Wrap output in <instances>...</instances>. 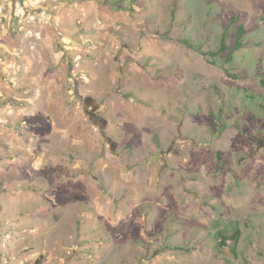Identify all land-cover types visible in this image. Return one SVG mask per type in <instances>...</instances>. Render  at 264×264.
Wrapping results in <instances>:
<instances>
[{
    "label": "rangeland",
    "instance_id": "374dc122",
    "mask_svg": "<svg viewBox=\"0 0 264 264\" xmlns=\"http://www.w3.org/2000/svg\"><path fill=\"white\" fill-rule=\"evenodd\" d=\"M0 264H264V0H0Z\"/></svg>",
    "mask_w": 264,
    "mask_h": 264
},
{
    "label": "trees",
    "instance_id": "16d2710c",
    "mask_svg": "<svg viewBox=\"0 0 264 264\" xmlns=\"http://www.w3.org/2000/svg\"><path fill=\"white\" fill-rule=\"evenodd\" d=\"M235 22V19L233 20V23ZM246 34L245 25L243 23L239 24L235 28V34L233 36V41L231 43L227 42L226 38L222 39L221 43V51L225 53V58L227 61L233 60L234 53L238 50H240L242 47L245 46L244 43V36ZM240 231L237 229L234 234L230 236H226L225 234H220V243L221 245L227 246L230 244V242L233 241V243L238 242Z\"/></svg>",
    "mask_w": 264,
    "mask_h": 264
}]
</instances>
